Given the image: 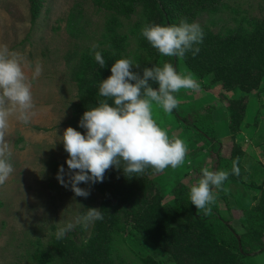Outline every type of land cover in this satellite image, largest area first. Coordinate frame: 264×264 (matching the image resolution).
<instances>
[{"label": "rangeland", "instance_id": "rangeland-1", "mask_svg": "<svg viewBox=\"0 0 264 264\" xmlns=\"http://www.w3.org/2000/svg\"><path fill=\"white\" fill-rule=\"evenodd\" d=\"M226 2L243 17L258 13L263 5L262 0ZM104 16L105 9L102 3L98 5V0H45L40 17L32 23L28 0H0V46H7L24 58V72L35 104L29 123L19 121L15 111L8 119L6 139L14 171L0 186V264H38V252L47 247V241L56 237L61 228L71 223L74 227L69 231H76L75 227L82 224L77 218L86 213V208L100 209V193L87 187L86 198L75 196L70 188L58 183L56 175L58 166L68 171V154L59 136L70 127L68 120L78 101L70 67L83 47L100 46ZM37 61L43 71L34 77ZM181 69L180 72L188 71ZM193 78L200 83V90L181 89L176 93V111L181 114L196 107L203 113L211 106L221 155H228L232 147L238 146L237 156L244 171L240 168L237 181L227 184V201L217 194L216 198L221 213L242 231L236 210L256 205L264 195L260 188L264 186V90L225 91L219 84ZM260 87L264 88V77ZM232 98L243 99L245 105L243 118L235 123L234 130L229 129L226 108ZM153 118L170 139L180 138L187 146L182 165L151 174L163 193V202L171 201L181 185H192L200 177L194 165L211 169L212 158L200 137L191 127L185 128L174 111L165 113L153 103ZM78 187L84 188L81 184ZM229 207L233 208L231 214ZM91 223L82 226L84 237L89 236ZM119 233L116 260H125L123 264H179L162 246L142 236L139 229ZM245 261L264 264V249Z\"/></svg>", "mask_w": 264, "mask_h": 264}, {"label": "trees", "instance_id": "trees-1", "mask_svg": "<svg viewBox=\"0 0 264 264\" xmlns=\"http://www.w3.org/2000/svg\"><path fill=\"white\" fill-rule=\"evenodd\" d=\"M44 1L28 0L32 23L40 17ZM101 3L105 16L98 40L100 46L95 51L102 54L105 66L99 67L92 46H86L70 67L78 101L68 123L82 134L85 130L79 127V121L83 112L103 99L99 95L100 81L111 75V65L121 58L137 62L140 67L132 71L141 75L145 67L170 62L175 63L177 72L183 67L198 80L219 84L225 91L264 90L260 87L264 77V0L260 4L262 10L247 17L226 0H98V5ZM182 19L199 23L203 30L202 43L194 45L199 47L195 56L191 51L183 58L164 56L141 35L146 23L178 25ZM152 86L158 87L154 82ZM226 108L229 129L234 130L235 123L245 113L244 101L232 98ZM211 109L207 107L203 113L196 107L181 114L176 108L173 111L182 125L191 127L207 147L212 158L210 170L231 172L238 146L232 147L228 155H221V141ZM238 167L244 171L240 162ZM193 169L201 175L200 164ZM153 172L156 171L149 167L143 175L128 177L113 167L105 172L103 182L80 183L100 193L103 219L91 223L87 237L82 234V222L75 227L79 232L68 231L59 239L51 237L47 247L38 252V264H123L125 260H116V250L119 231L126 229L132 233L133 229H139L142 236L162 246L179 264H250L245 260L264 249V195L256 205L240 206L236 210L243 228L239 231L230 217L221 213L217 198L207 214L203 211L198 214L189 200L191 185H181L171 201L163 202V193L151 176ZM237 179L238 176L230 174L223 190L213 191L227 201L226 186ZM260 188L264 192V186ZM229 209L231 214L233 208ZM132 236L130 239L135 242Z\"/></svg>", "mask_w": 264, "mask_h": 264}, {"label": "clouds", "instance_id": "clouds-1", "mask_svg": "<svg viewBox=\"0 0 264 264\" xmlns=\"http://www.w3.org/2000/svg\"><path fill=\"white\" fill-rule=\"evenodd\" d=\"M141 35L160 54L183 58L189 51L193 56L199 53V47L194 45L202 43L203 30L199 23L182 19L178 25L146 23ZM97 47L95 44L92 46L94 58L103 68L106 60L99 51H95ZM23 64L22 56L11 52L7 46H0V186L14 171L6 139L9 116L15 111L18 120L27 124L34 115L31 84ZM134 67L139 68L140 65L127 58L115 60L110 68L111 75L99 84V95L103 99L97 102V106L85 110L80 118L79 127L85 130L84 133L67 127L59 136L68 154L65 161L68 171L58 166L56 179L61 186L70 188L75 196L86 198L89 190L78 185L103 182L105 172L113 167L132 177L143 175L149 167L162 172L169 166L175 169L184 163L187 153L185 142L180 138L170 139L157 124L153 118V103L165 113H171L178 106L175 94L181 89L199 91L200 83L193 78L191 71L177 72L170 62L145 67L142 75L132 71ZM42 71V65L37 61L34 77L41 75ZM152 82L158 87L154 88ZM238 164L239 157L232 161L231 172L213 171L208 167L200 170V177L189 191V200L198 214L201 211L207 214L209 206L215 202L213 189L223 190L230 174H240ZM86 209L77 222L87 226L89 222L103 219L101 209ZM73 227L69 223L61 228L57 238H62Z\"/></svg>", "mask_w": 264, "mask_h": 264}, {"label": "water", "instance_id": "water-1", "mask_svg": "<svg viewBox=\"0 0 264 264\" xmlns=\"http://www.w3.org/2000/svg\"><path fill=\"white\" fill-rule=\"evenodd\" d=\"M173 66H174V68H175V63H174V65H173Z\"/></svg>", "mask_w": 264, "mask_h": 264}]
</instances>
